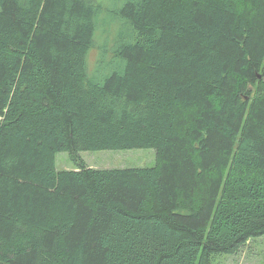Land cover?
<instances>
[{"label": "trees", "instance_id": "1", "mask_svg": "<svg viewBox=\"0 0 264 264\" xmlns=\"http://www.w3.org/2000/svg\"><path fill=\"white\" fill-rule=\"evenodd\" d=\"M262 235L264 0H0V264H212Z\"/></svg>", "mask_w": 264, "mask_h": 264}, {"label": "rangeland", "instance_id": "2", "mask_svg": "<svg viewBox=\"0 0 264 264\" xmlns=\"http://www.w3.org/2000/svg\"><path fill=\"white\" fill-rule=\"evenodd\" d=\"M108 34L109 32L107 31L104 33L98 31L97 36L95 35L97 46L92 47L86 54L87 67L92 71L100 51L98 45H101V40ZM112 37L113 35L110 33L108 38L112 39ZM78 157L81 159L80 161L89 167L123 169L124 167L152 166L155 164L156 153L154 148L148 146V148L82 150L78 153ZM54 162L56 170L75 168L77 166V161L66 151L57 152ZM197 191L201 194V189ZM213 261L212 264H264V235L250 239L236 253L219 256Z\"/></svg>", "mask_w": 264, "mask_h": 264}]
</instances>
